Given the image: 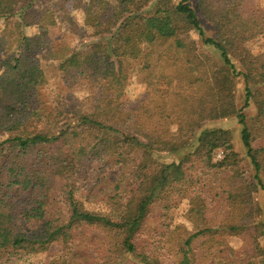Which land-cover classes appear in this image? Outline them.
Listing matches in <instances>:
<instances>
[{"label": "trees", "instance_id": "16d2710c", "mask_svg": "<svg viewBox=\"0 0 264 264\" xmlns=\"http://www.w3.org/2000/svg\"><path fill=\"white\" fill-rule=\"evenodd\" d=\"M37 1L0 0V264H264L254 197L264 191V51L249 48L264 36V8L194 0L216 27L208 37L192 0H74L86 29L70 14L73 0L33 11ZM58 13L85 40L77 49L47 33ZM28 27L38 33L29 36ZM192 31L220 53V64L184 39ZM41 52L59 61L69 88L90 83L91 111L46 93ZM133 74L146 91L129 105ZM251 101L257 115L249 125L243 111ZM231 117L243 127L251 177L229 130H202ZM188 149L150 171L158 154ZM177 198L187 200L182 217L191 229L171 217ZM192 231L210 239L192 249Z\"/></svg>", "mask_w": 264, "mask_h": 264}, {"label": "rangeland", "instance_id": "374dc122", "mask_svg": "<svg viewBox=\"0 0 264 264\" xmlns=\"http://www.w3.org/2000/svg\"><path fill=\"white\" fill-rule=\"evenodd\" d=\"M54 0H39L35 2L33 6V11H37L39 8H41L44 5H48L49 3H52ZM179 1V0H177ZM254 4L257 7L264 8V0H253ZM74 3H77L76 1H71L68 5L69 11L71 16L73 17L74 21L81 27H84V13L82 9L77 8ZM191 4L193 8L196 11V14L201 22L202 27L205 30L206 36L208 37H215L216 36V27L210 23L203 13L199 10L198 6L195 4L194 0L191 1ZM32 11V12H33ZM57 24L53 27H50L47 30V33L50 37L55 39H61L62 41L66 42L71 48L77 49L80 47V45L83 43V39H81L77 35H72L66 26L62 22L63 15L61 13H58L56 16ZM25 32L29 36H33L36 33H38V29L35 27H28L25 29ZM86 37L91 35V30H88L85 33ZM184 39L192 46H195L200 53L209 55L214 62L217 64L221 63L220 53L213 48H208L204 46L201 37L196 32H189L184 35ZM88 40V39H87ZM249 48L253 52L257 51H264V36L259 37L257 39H254L249 42ZM4 54L0 52V66H1V60L3 58ZM37 56L40 58L41 66L44 69L47 79H48V86L46 89V93H48L51 96L60 94L61 96L71 99V98H77L82 103L84 110L91 111V99H90V93H91V85L86 80H81L75 87L69 88L66 86L63 79L60 77L59 73V61L56 59H46L44 52L38 53ZM235 63L237 65L238 70L242 71L243 68L239 65V62L235 60ZM260 89L264 91V86H260ZM146 91V85L143 83L140 76L137 75H131L126 90L124 94V101L129 104L133 105L135 101L138 98H141V96ZM235 102L236 106L241 109L243 108L245 104V83L242 77L238 78L236 81V88H235ZM244 114L247 117V122L250 125V122H252V119L256 117L257 115V106L254 101L250 102V106L246 109H244ZM242 125L239 124V121L235 117L227 118V119H218V120H210L203 123L202 130H213V129H224L229 130L232 135V142L234 144L235 150L240 154V157L242 159V169L243 172L247 177H251L253 175L252 167L249 163V159L247 158V152L243 145L242 138H241V132H242ZM5 139V134L0 131V140ZM191 149V148H190ZM188 150L180 151L176 153V155H171L168 153H162L158 154V163L150 168V171L154 172L156 170L161 169L164 167L167 163H170L172 161L180 159L185 153H187ZM222 158V152H219L215 160H219ZM115 172L111 173V178L115 176ZM257 204L262 209V217L261 220L264 222V191L259 190L254 195ZM186 198H177L174 202V209H172L171 217L174 219L175 223H184L186 224L189 229H191L190 224L184 220L182 217L183 210L186 206ZM222 238L226 242H228L232 247L238 249L242 245L241 238L238 237H232V236H226V235H218L217 238ZM210 239V235L201 232V231H192L190 235V241H191V248L197 249L199 246H201L205 241ZM262 241V240H261ZM263 242V241H262ZM58 247H53L51 249L50 254L56 253V250ZM9 264H15L14 262H11ZM122 264V263H120Z\"/></svg>", "mask_w": 264, "mask_h": 264}]
</instances>
